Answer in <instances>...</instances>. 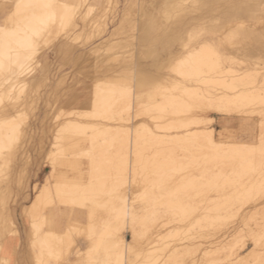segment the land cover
Segmentation results:
<instances>
[{
    "label": "bare ground",
    "instance_id": "bare-ground-1",
    "mask_svg": "<svg viewBox=\"0 0 264 264\" xmlns=\"http://www.w3.org/2000/svg\"><path fill=\"white\" fill-rule=\"evenodd\" d=\"M5 1L7 12L0 14V173L13 168L22 153L28 129L25 121L34 112L32 102L37 101L34 92L45 80L40 74L45 58L42 49L59 37L60 26L65 32L60 46L71 38L75 41L77 36L73 38L72 33L82 22L89 29L87 40L99 36L117 4L115 0ZM150 1L148 6L128 3L111 34L122 36L128 27L133 33L128 39L108 38L104 58L101 47L97 48L102 61L112 64H105L107 68L101 71L102 63L92 96L81 104L82 109L59 112L62 119H56L58 131L52 135L48 152L52 170L28 211L33 264H49L61 257L66 240L79 229L77 218L86 219L79 233L90 238L87 258L92 264H222L213 256L223 253L225 244L215 254L214 246L222 241L214 237L237 212L236 206L252 202V196L264 189V132L257 135L259 147L227 144L216 137L212 117L199 114L209 110L231 117L245 107L264 109V86L255 83L254 73L229 69L228 63L236 59L227 54L237 51L250 34L260 36L258 25L264 27V23L256 20L264 18L261 0H160L156 6L157 0ZM132 46L129 52L125 50ZM128 53L131 63L119 69L125 78L110 75L104 80L105 73L121 66L122 55ZM78 145L86 147L83 155L88 158L90 180L81 186L58 184L56 163H70L65 156ZM57 153L66 160H57ZM10 179L4 183L0 178V264H7L14 255L18 235L11 212L4 206ZM139 200L146 203L141 211L135 205ZM51 207H55L54 227L39 234L40 227L47 225ZM59 209L69 212L67 224L60 221ZM113 213L122 221H116ZM253 215L251 223L248 217L245 221L255 224ZM126 218L132 239L124 245L119 227L122 223L125 228ZM260 222L255 233L251 231L256 246L235 261L234 236L223 263L264 264V248L259 244L264 238V221ZM168 224L174 229L166 234L163 228L169 229ZM168 235L171 238L164 240ZM181 235H185L181 239L185 244L176 243V238V244L170 241L168 245L169 239ZM166 243L169 247L164 248Z\"/></svg>",
    "mask_w": 264,
    "mask_h": 264
},
{
    "label": "rangeland",
    "instance_id": "rangeland-1",
    "mask_svg": "<svg viewBox=\"0 0 264 264\" xmlns=\"http://www.w3.org/2000/svg\"><path fill=\"white\" fill-rule=\"evenodd\" d=\"M116 2H117V4L116 5L114 4L115 8L112 11H110L112 13L110 14V12H109L108 13L109 16L107 15L108 16L107 17L108 26H107L106 30L103 33H101L99 36H98V34L97 35L95 34L94 37L96 39L93 37L94 39H91V40L88 39L87 40V38L89 37L88 36L89 29L86 26L84 27V25H86L87 22H85V23L82 22L79 24L82 27L79 26L78 29L76 30V32L72 33L73 38H74V36H75V38L77 36L75 41L71 42V41H73L71 38L67 41V43L65 42L62 44V46H60V44H59L60 40L64 37V35H62V34H65V32L62 33L63 27L60 26L59 29H61V30L58 33L59 37L57 39H55L50 45L46 46L45 47L46 49H44V48H43L44 50L42 49V52L45 54V58L43 61L44 67H43L42 71L40 72V74L45 76V78H44L45 80L43 83H41L39 90L38 91L36 90L34 92V95H36L35 99L37 101L32 102L33 104L35 103V105L31 104L32 106H35L33 108L34 112L30 111L31 114L34 116L32 117V115L30 113H28V115H30V117L27 116L28 118L25 121L26 122L25 127L28 129H27V131L25 130V132L27 133L25 136L26 139L24 138V141H22V143H21L22 144L21 148L23 147L22 153L20 154L19 159H17L16 162L14 164H12L13 168H10L11 170L9 169L7 171V169H5L0 173V178H1V180L4 181V183H7V180H8V178H10V176L12 179V181H10V184H9V185H11L10 190L6 193L8 195H6V201L4 203L5 204L4 206L8 207L6 209L10 210L13 226L18 231V235H16L14 238L15 252H14V255L12 257L7 259V264H33L32 256L30 253L31 240H29L28 233H27L29 230V222H30L28 211H29V206L31 205L34 197L40 192L42 184L45 182L46 176L52 170V161H51V158H50L48 152L50 151L51 146H52V144H51L52 135H53V133L58 131V121L57 120L62 119V118H60L62 116H60L61 114L59 115V112L63 111L64 114H67V113H71L74 111L81 110L82 109V107H80L81 104L83 102H85L87 99L91 98L92 93H93V88L95 86V83H97V81H96L97 77L101 73V72H99V69H100V67L103 66L102 63H104V66L101 68L102 69L101 71H103L107 68V66H105V64L108 61L105 62V61H102V59L104 58L103 55L108 53V51H106L109 48V46H107L108 41H109L108 38L115 40L119 37L120 38L122 37L123 39L126 40V39H128V36L133 34L130 31V29L127 27L126 31H124L122 36H118V35H114V37L111 36L114 29H116V27L118 25H120L121 19L123 17L124 11L126 10V7L128 6V3L132 2L134 6L139 5V4H145L146 6H148L151 3L150 0H115V3ZM4 3H7V1L0 0V14H2V15L7 12L6 6ZM156 4L157 5L160 4V0H157L156 3H154V6H156ZM0 17H1V15H0ZM256 22L264 23V18L256 20ZM261 25L262 24L258 25L260 36H257L256 38H252V37H254V35H252L253 33L250 34L249 40H246L242 46L238 45L235 48V49L239 48L237 51L234 50V51H231V53H227V54H228V57L233 55L232 57H233L234 61L236 59V63L235 62L228 63L229 69L239 71V74L247 72V71H249L251 74L254 73L253 75L255 76V81H256V82L255 81L254 82L256 84H259V86H264V82H263L264 81V27H262L263 25L262 26ZM219 36H220V34H219ZM78 38H80V39H78ZM107 39H108V41H106ZM128 43L129 42H127L126 44H128ZM104 46H106V49L102 48ZM153 46H155V45L153 44ZM133 47L134 46L128 47L125 50H128V52H129ZM97 48L101 49V50L99 49V51H101V55L103 56V58L100 54L98 55L96 53V51L98 50ZM104 50L107 53L104 52ZM99 51H97V52H99ZM91 52H95V53H91ZM63 53H65V54H63ZM90 54H92V55H90ZM80 57H81V59H80ZM122 58H123V61L120 63L121 66L111 67L105 73L106 74V75H104L105 77L103 76L104 80H107L106 76H110V75L113 78H119V77H121V79L125 78L124 74L121 73L119 71V69H121V67H122L124 70V67L126 68L127 65L131 63V61H130L131 54L128 53L127 55H122ZM128 58H129V60H128ZM87 59H88V61H87ZM93 60H95V61H93ZM100 60H101V63L98 62ZM92 62H93V64H92ZM99 64L100 65L102 64V65L99 66ZM107 64L108 65L112 64V61L110 60L109 63H107ZM96 65L99 67H97ZM246 68H248V69H246ZM95 74H97V75H95ZM251 86H253V85H251ZM250 107H252V106H250ZM250 107L249 108L245 107V109L242 108L243 110L242 111L240 110V112L236 111V113L232 114L231 117H228L226 115H222L220 113H216V111L214 112V110H213L214 113H212L211 111L209 112V110H206V111H201V113L199 111V114H202V115H200L202 117H208V118L212 117L213 120L210 121V125L214 126L215 135L221 141H224L227 144H235V143L244 144L245 143V145L247 147H254L255 148V147L260 146V139L258 138L260 132L261 131L264 132V128H263L264 127V117H263L264 115L261 116L262 113L264 114V111H263L264 109L261 110V109L255 108V107H253V108H250ZM259 112H261V113H259ZM262 117H263V119H261ZM64 118H66V117H64ZM140 118L142 119V118H144V116L139 117V119ZM207 122H209V121H207ZM29 126L31 127V129L33 131L29 128ZM225 128H227V129H225ZM67 136H69V134ZM67 136H65V137H67ZM226 141H228V142H226ZM24 142H26V146H25ZM246 142L248 143V145ZM19 144H20V142L18 143V145ZM26 148H27V150H26ZM28 148H29V150H28ZM85 148L86 147H80V145L74 146L73 148L70 149V151L68 152V155L65 156L68 160L71 161L70 163L66 162V163H63L60 165H59V163L58 164L56 163L54 173L57 174V178H56L55 182H57L58 184H64V186L67 184L71 185V186H73V185H77V186L80 185L81 186L82 184L86 185L88 183V181L90 180L89 179L90 173L88 170V158L83 155V152L86 153ZM48 156L50 159L48 158ZM28 157L30 158L29 163L26 162V161H28ZM20 158H22L23 161ZM66 158H64L63 156H61L60 154L57 153V156H56L57 160H59V161L66 160ZM18 161H20V163ZM25 163H26V165H24V168H22V165ZM14 166L16 168L15 171L12 170V169H14ZM17 167H19V168H17ZM25 167H27V168H25ZM24 169L26 171H24ZM4 171H5V173L8 172V175L4 174ZM12 171H13V173H12ZM10 172L12 174H10ZM21 173H23V174H21ZM16 174L19 178L16 176ZM258 176L257 175L255 176L256 180H257ZM255 177H254V179H255ZM5 178H7V179L5 180ZM258 178H259L258 180H260L261 177H258ZM14 180H16V181H14ZM35 186L38 188V189L36 188L37 189V191L35 190L36 192L34 191ZM12 190H13V192H12ZM10 191H11V194H9ZM252 197H251L252 199H250V200H252V202L248 203L247 205L244 206V203H241V205H243L242 206L243 208L240 207V205H239L240 203H238L239 207L236 206V208L234 209V212L237 211L238 213L236 212L237 214L235 213L232 216V218L228 217V220L227 219H226L227 221L225 220L226 221L225 225L219 229V232L217 233L218 236L216 235V237H214V238L218 237L219 238L218 241H222V243L224 242L223 244L220 243V245L222 244L221 246L216 244L214 246L215 247L214 251L217 250L216 252H218V250H219L220 252H222L224 249H226L225 251L228 250V252H226V254L224 253L225 251H223L224 254L223 253L219 254L220 252L215 253L217 255L219 254L218 255L219 257L216 256L215 254H214L215 255V257H214L211 254L213 256V258H215V262L216 261L219 262L222 260L221 261L222 264H226V262L223 263V261L227 260L226 255H227V253H229L231 251V248H232L231 245H233V244L230 242H233L232 239L234 238V236L236 237V239L243 237L242 239H239V240L235 239L236 241L234 240V244H236L235 242H237V245H234V247L235 246L237 247L236 250H233L235 248H232V252H234L232 254H234V256H235V257L233 256V258H235L234 259L235 261L246 257V255L249 253V251L253 247L256 246L254 244L255 242L254 241L252 242V240H253L252 234H254L256 229H257L258 224H256V223H259L260 220H262V222L264 221L263 218H260V216H262L264 214V211H261V210H264V204H263L264 203V189H263V191H261L258 194L253 195ZM7 201H10V203H8ZM245 202H247V201H245ZM8 204H10V205H8ZM135 205L141 206V208L139 209L141 211L143 209L142 205H146V203H143L142 201L139 200L135 203ZM237 207H238V209H237ZM260 208H262V209L260 210ZM54 210H55V207H51L49 209V212L46 214L47 225L44 224L42 227H40V230L38 231L39 234H43V232L45 230L53 229L52 219H53V211ZM258 210H259V213L262 215H260L259 213L257 215H253V212H255V211L258 212ZM24 212H26V214H24ZM249 213H251L254 217L257 216L256 218H254L252 216L253 220H255V222H256L255 224H253L254 222H252V224H249V222H250L249 217H251L250 216L251 214H249ZM113 215H114V219H115L116 218L115 213H113ZM23 216H25V217H23ZM66 217L69 218V212L68 211H66ZM247 217L249 218L248 223L246 222ZM257 218L259 220H257ZM119 219L120 218H116L115 220L116 221H122V219L121 220H119ZM126 219H127V221L123 222L125 228L123 227V224L121 222H120L121 226L119 225L120 229H121V227L123 228V229L119 230V234H120V237H122L124 240V245H126V242L129 243L132 239L131 228L128 226L129 221H128V218H126ZM67 222H68V219H67V221H64L65 224H67ZM77 222L79 225V229L80 228L84 229L86 219L85 218H77ZM262 222H260V223H262ZM244 223H247V224H244ZM172 224H175V223H171V225ZM248 224H249V226H248ZM166 225L163 228V230L167 234L169 232V230L171 231L172 229H174V227L173 228H172V226L169 227L170 224H168V227H169V229H168L166 227ZM244 225H246V226H244ZM254 225H256V226H254ZM181 227H183V225H181ZM246 227H248L249 230L245 229ZM255 227H256V229H255ZM79 229L74 230L73 231L74 233L72 232L73 234L71 235V237H73L75 240L72 239L71 237L68 240H66V247H65V250L62 252L63 255L61 254L60 255L61 257L58 256L55 260L54 259L50 260L49 264H55V263L56 264H58V263H60V264H92L91 260H88V258H87V256H88L87 252H88V248L90 245V241H89L90 238L88 239L86 235H83V233L81 235V233H79L80 232ZM183 229L185 230L184 227H183ZM243 229H244V232H245V230H247L248 232L250 231V233H248L247 231H246L247 233L246 232L244 233ZM252 230H254V231H252ZM77 231H78V233H77ZM239 231H242V232H239ZM251 231H252V234H251ZM238 232L242 233V234H240V236H238L239 235ZM242 235H244V236H242ZM245 235L246 236L249 235L248 236L249 238H247ZM168 238H171V237L169 236L164 240L167 241ZM176 238H178V239H176ZM175 239H176V241L177 240L178 241L177 242L174 241ZM179 239L180 240L185 239V235H184V237H183V235H181L180 237H175V238L173 237V239H171V240L169 239V242H167V243H168V245H170V241L171 242L173 241L171 243V245L172 244L174 245L176 243L185 244V240L180 241ZM230 239H231V241H230ZM211 240H213V239H211ZM228 240H229V242H228ZM262 240L260 242H263V243L259 242V244L261 246L263 245V247L260 246L263 249L264 248V238H262ZM166 241H164V242H166ZM164 242H162V243H164ZM174 242H176V243H174ZM167 243H166V245L163 244L164 248L169 247V246H167ZM227 243H230V244H227ZM207 245H209V244L206 243L205 246H207ZM223 245L225 247L223 248V250H221ZM226 245H228V247L230 246L229 247L230 250ZM150 247H152V246H150ZM261 248H258V249L262 251ZM124 249H125V247H124ZM240 249L242 251H240ZM236 251L237 252L240 251L238 253V255H236L237 254ZM67 252H68V254H67ZM79 254L81 257H79ZM220 256H222V257L220 258ZM62 257H63L64 261L62 260ZM57 259L62 260V262H60L59 260L57 261ZM54 261H55V263H54ZM92 262H93V260H92ZM249 263L252 264V261L251 262L249 261Z\"/></svg>",
    "mask_w": 264,
    "mask_h": 264
},
{
    "label": "crops",
    "instance_id": "crops-1",
    "mask_svg": "<svg viewBox=\"0 0 264 264\" xmlns=\"http://www.w3.org/2000/svg\"><path fill=\"white\" fill-rule=\"evenodd\" d=\"M259 3L261 4V6L264 5V0H261ZM59 219L63 223H64V221H67L68 218L66 217V211L64 209H62V210L59 209ZM52 224H53V227H54V224H55L54 216H53V219H52Z\"/></svg>",
    "mask_w": 264,
    "mask_h": 264
}]
</instances>
